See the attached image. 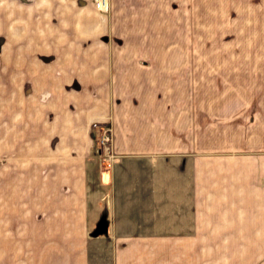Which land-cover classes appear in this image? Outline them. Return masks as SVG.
I'll use <instances>...</instances> for the list:
<instances>
[{
  "label": "crops",
  "instance_id": "crops-1",
  "mask_svg": "<svg viewBox=\"0 0 264 264\" xmlns=\"http://www.w3.org/2000/svg\"><path fill=\"white\" fill-rule=\"evenodd\" d=\"M210 2L0 0V264H264V9Z\"/></svg>",
  "mask_w": 264,
  "mask_h": 264
},
{
  "label": "rangeland",
  "instance_id": "rangeland-1",
  "mask_svg": "<svg viewBox=\"0 0 264 264\" xmlns=\"http://www.w3.org/2000/svg\"><path fill=\"white\" fill-rule=\"evenodd\" d=\"M161 1V0H160ZM210 7L211 8H216V9H225L226 12H229V14H231V17L234 20V16L232 13H235L238 15L239 13L241 14H245V18H248V14L249 11H251V13L256 14L255 10H262L264 9V0H212V2H210ZM264 11V10H262ZM241 19H235L234 21H239ZM233 21V23H234ZM245 23V22H244ZM244 23L242 22V27L244 26ZM231 27V26H230ZM237 33V32H235ZM223 35H225V39H236L235 35H234V31H225V33H223ZM254 33L250 32V31H241L239 33V37H237L239 40H245L248 41L250 40V38L252 39ZM241 51V54L243 51H245V46H241V49H239L238 52ZM109 123L106 122L104 125H101L100 127H107L110 130V134L112 137V149L114 151V147H113V135H112V131H111V127L108 126ZM99 127V128H100ZM99 128L97 129V134L95 136V140L94 143L92 145V153L95 157V159L98 161L99 165H101L100 163V158L97 157V155L95 154V142L96 139L98 137L99 134ZM115 153V151H114ZM116 155V153H115ZM117 159V156H116ZM138 222H140V220L142 221L143 219H136ZM148 220V219H145ZM162 221L165 219H161ZM117 219H114V222H116ZM143 226V230L147 231L149 230V227L147 224H141ZM166 225V224H165ZM99 226L101 231L99 234H97L96 236H94L92 239L93 242H91L90 244V250H89V258H88V264H116V253L114 251H112L111 248V242H113V247H121L120 245L117 246V242L115 241V239H110L107 235H108V231L110 229L111 226V222H109L108 219H96L94 221V223L92 225H90L89 231H88V237L90 236V233L95 229V227ZM116 226L120 227V225H114V232L118 231V229H115ZM133 226H135V224L130 225L129 227L132 228ZM162 227V230H167L168 227H163L164 223L160 225ZM181 226L184 228V225L181 224ZM140 228V227H139ZM132 230V229H131ZM131 230H129V232H131ZM133 231V230H132ZM135 233L139 232L142 233V231H138L135 230ZM161 236H167V235H161ZM92 237V236H90ZM166 241V240H165ZM168 242V241H166ZM119 243V242H118ZM161 243H163V240H161ZM167 245V244H166ZM179 246V244H178Z\"/></svg>",
  "mask_w": 264,
  "mask_h": 264
},
{
  "label": "built area",
  "instance_id": "built-area-1",
  "mask_svg": "<svg viewBox=\"0 0 264 264\" xmlns=\"http://www.w3.org/2000/svg\"><path fill=\"white\" fill-rule=\"evenodd\" d=\"M95 7L102 10L106 6V0H93ZM95 154L100 158L101 166L109 168L116 161V155L112 149V137L107 127H100L95 142Z\"/></svg>",
  "mask_w": 264,
  "mask_h": 264
},
{
  "label": "water",
  "instance_id": "water-1",
  "mask_svg": "<svg viewBox=\"0 0 264 264\" xmlns=\"http://www.w3.org/2000/svg\"><path fill=\"white\" fill-rule=\"evenodd\" d=\"M100 231H101L100 227L97 226V227H95V229L90 233V236L94 237V236H96L97 234H99Z\"/></svg>",
  "mask_w": 264,
  "mask_h": 264
}]
</instances>
